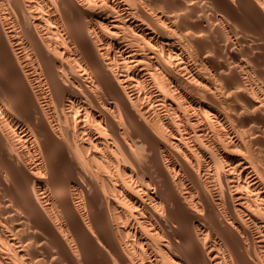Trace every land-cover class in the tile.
I'll use <instances>...</instances> for the list:
<instances>
[{
	"label": "bare ground",
	"instance_id": "bare-ground-1",
	"mask_svg": "<svg viewBox=\"0 0 264 264\" xmlns=\"http://www.w3.org/2000/svg\"><path fill=\"white\" fill-rule=\"evenodd\" d=\"M0 264H264V0H0Z\"/></svg>",
	"mask_w": 264,
	"mask_h": 264
}]
</instances>
